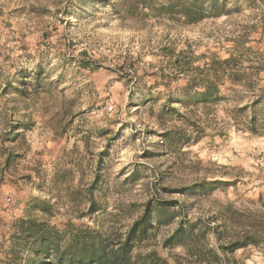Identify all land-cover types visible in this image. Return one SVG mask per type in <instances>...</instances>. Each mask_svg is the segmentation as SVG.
<instances>
[{"label":"rangeland","instance_id":"374dc122","mask_svg":"<svg viewBox=\"0 0 264 264\" xmlns=\"http://www.w3.org/2000/svg\"><path fill=\"white\" fill-rule=\"evenodd\" d=\"M112 3L116 0H0V109L7 110L0 129L8 119L23 124L16 143L20 156L8 170L0 157V237L33 197L51 201V220L59 225L67 220L92 225L81 215L94 176L100 207L127 225L160 173L172 187L204 178L233 181L184 209L199 215L214 214L225 203L257 209L264 232V135L246 132L238 116L255 94L264 95V0H226V14L185 27L166 19L122 18ZM235 49L241 52L230 66L254 90L231 86L227 75L220 84L224 101L206 116L201 108L188 110L200 120L190 125L176 116L157 120L169 93L160 75L170 91L185 83L184 76H174L170 53L225 59ZM203 56L193 65L207 61ZM16 87L30 97L26 110L17 104ZM167 127L171 138L164 140ZM183 133L191 140L180 145ZM133 169L136 179H126ZM161 197L181 199L174 193ZM172 227L162 226L151 247ZM263 247L237 249L228 264L231 259L264 264ZM157 251L172 263L168 251Z\"/></svg>","mask_w":264,"mask_h":264},{"label":"trees","instance_id":"16d2710c","mask_svg":"<svg viewBox=\"0 0 264 264\" xmlns=\"http://www.w3.org/2000/svg\"><path fill=\"white\" fill-rule=\"evenodd\" d=\"M112 4L122 18L166 19L177 27L196 24L229 11L226 0H116ZM238 50L235 49V53H230L225 59L215 54L204 57L184 51L185 56L175 55L174 51L170 53L168 58L172 62L174 76H184L185 83L170 91L160 75L169 93L157 113V120L163 122L165 119L162 116L167 118L166 115L176 116L187 125L193 124V120H200L195 114V117H190L188 110L201 108L206 116L208 109L224 101L226 97L220 84L227 75L231 86L254 90L248 85L249 79L241 78L239 70L230 66L241 52ZM202 56L207 61L203 59L202 65H193L194 59ZM83 66L89 68L88 63ZM15 90L21 92V100L17 104H22L24 110L28 109L29 95L24 94L22 87ZM229 91L232 94L239 92L235 87H229ZM149 96L150 93L143 95L145 101L150 100ZM175 103L187 107V111H180L173 105ZM6 112L1 108L0 118ZM238 112L246 132L264 135L262 93L255 94L238 108ZM22 126L21 121L8 119L5 127L0 129V157H3L4 170H8L20 156L16 143L21 138L19 130ZM171 133L167 127L161 136L169 140ZM190 140V135L183 133L179 143L188 144ZM136 172L138 170L133 169L126 179H136ZM226 184H233V181H208L204 178L172 187L165 185L160 173L150 183V196L142 203L141 212L127 225L111 218L100 207L95 197L96 176L86 187V207L81 215L88 218L92 225L74 224L70 220L59 225L51 220L54 215L51 201L33 197L27 202L24 215L12 219L0 237V264H228L235 250L249 245L259 247L264 243L263 222L258 210H240L230 203L221 204L211 215L193 214L184 209L186 204H193ZM162 192L178 194L181 199H165L161 197ZM68 195L73 197L74 193L69 192ZM104 213L110 219H106ZM170 224L173 225L171 231L151 247L159 229ZM157 248L168 251L172 263L161 256ZM175 248L182 251L173 253ZM262 250L264 253V247ZM231 260L233 264H238L236 260Z\"/></svg>","mask_w":264,"mask_h":264}]
</instances>
